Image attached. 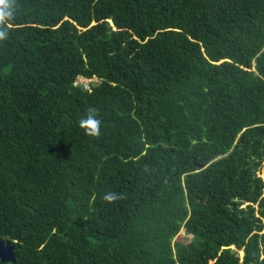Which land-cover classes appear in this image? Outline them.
<instances>
[{
    "label": "trees",
    "instance_id": "1",
    "mask_svg": "<svg viewBox=\"0 0 264 264\" xmlns=\"http://www.w3.org/2000/svg\"><path fill=\"white\" fill-rule=\"evenodd\" d=\"M6 2L0 264H264V0Z\"/></svg>",
    "mask_w": 264,
    "mask_h": 264
},
{
    "label": "clouds",
    "instance_id": "2",
    "mask_svg": "<svg viewBox=\"0 0 264 264\" xmlns=\"http://www.w3.org/2000/svg\"><path fill=\"white\" fill-rule=\"evenodd\" d=\"M0 22H4L6 19H11L12 11L10 5L6 0H0ZM7 38V31L0 30V39ZM88 115L85 118L80 119L79 125L82 127L87 135L96 136L99 134V127L101 121L95 115L96 109L90 107L87 109ZM110 198V197H107Z\"/></svg>",
    "mask_w": 264,
    "mask_h": 264
},
{
    "label": "water",
    "instance_id": "3",
    "mask_svg": "<svg viewBox=\"0 0 264 264\" xmlns=\"http://www.w3.org/2000/svg\"><path fill=\"white\" fill-rule=\"evenodd\" d=\"M0 257L6 262L15 261L16 257L11 241L4 242L3 240H0Z\"/></svg>",
    "mask_w": 264,
    "mask_h": 264
},
{
    "label": "rangeland",
    "instance_id": "4",
    "mask_svg": "<svg viewBox=\"0 0 264 264\" xmlns=\"http://www.w3.org/2000/svg\"><path fill=\"white\" fill-rule=\"evenodd\" d=\"M97 81L98 80V78L97 77H94V78H92V79H89V78H85V77H79L78 78V82H81V83H83V84H85V83H87V81ZM176 238H179V240H182L183 238H188V239H190L191 238V235L190 234H188V233H186L185 232V230L183 229L178 235H177V237ZM240 254L242 255L243 254V251H240Z\"/></svg>",
    "mask_w": 264,
    "mask_h": 264
},
{
    "label": "built area",
    "instance_id": "5",
    "mask_svg": "<svg viewBox=\"0 0 264 264\" xmlns=\"http://www.w3.org/2000/svg\"><path fill=\"white\" fill-rule=\"evenodd\" d=\"M86 88H89V81H87V83L84 84Z\"/></svg>",
    "mask_w": 264,
    "mask_h": 264
}]
</instances>
